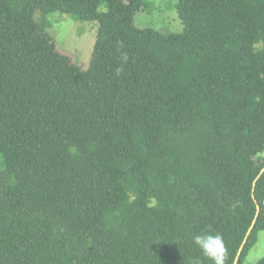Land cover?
I'll list each match as a JSON object with an SVG mask.
<instances>
[{"label": "trees", "instance_id": "trees-1", "mask_svg": "<svg viewBox=\"0 0 264 264\" xmlns=\"http://www.w3.org/2000/svg\"><path fill=\"white\" fill-rule=\"evenodd\" d=\"M142 6L0 0V264H213L204 233L244 264L264 231V0ZM36 11L98 22L86 69Z\"/></svg>", "mask_w": 264, "mask_h": 264}, {"label": "rangeland", "instance_id": "rangeland-1", "mask_svg": "<svg viewBox=\"0 0 264 264\" xmlns=\"http://www.w3.org/2000/svg\"><path fill=\"white\" fill-rule=\"evenodd\" d=\"M142 6L134 15V23L140 26H151L164 32H178L182 23L177 15L175 5L177 0H144ZM34 18H44L49 22L47 31L57 49L69 55L72 61L82 69L89 65L97 21H81L70 14L51 12L43 15L40 11L34 13ZM257 160H264V151L257 155ZM1 160V156H0ZM264 256V231L257 233V241L248 252L244 264H253Z\"/></svg>", "mask_w": 264, "mask_h": 264}, {"label": "clouds", "instance_id": "clouds-1", "mask_svg": "<svg viewBox=\"0 0 264 264\" xmlns=\"http://www.w3.org/2000/svg\"><path fill=\"white\" fill-rule=\"evenodd\" d=\"M122 69H117V73ZM151 206H155V201ZM193 243L197 245L203 252L204 256L208 257L213 264H225L226 249L222 236L219 234L213 235L209 233L198 234L193 237ZM193 264H201L199 259H194Z\"/></svg>", "mask_w": 264, "mask_h": 264}, {"label": "water", "instance_id": "water-1", "mask_svg": "<svg viewBox=\"0 0 264 264\" xmlns=\"http://www.w3.org/2000/svg\"><path fill=\"white\" fill-rule=\"evenodd\" d=\"M263 171H264V167L260 170L259 174L257 175V177L255 178V180L253 181V185H255L256 179L259 177V175H260ZM258 213H259V205L256 204V213H255V218H254L253 222L255 221V219H256ZM251 228H252V226L248 229V231H247V233H246V235H245V237H244V239H243V241H242V246H243V244L245 243V241H246V239H247V236H248V234H249ZM242 246L240 247V249H239V251H238V254L240 253V251H241V249H242ZM237 256H238V255H237ZM237 256H236V258H237ZM236 258H235V263H236ZM235 263H234V264H235Z\"/></svg>", "mask_w": 264, "mask_h": 264}]
</instances>
